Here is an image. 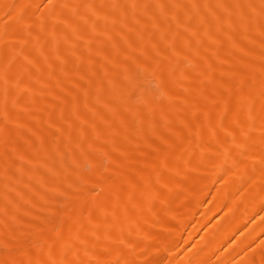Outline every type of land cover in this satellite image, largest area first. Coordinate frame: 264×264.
Returning <instances> with one entry per match:
<instances>
[{
	"label": "bare ground",
	"instance_id": "obj_1",
	"mask_svg": "<svg viewBox=\"0 0 264 264\" xmlns=\"http://www.w3.org/2000/svg\"><path fill=\"white\" fill-rule=\"evenodd\" d=\"M0 264H264V0H0Z\"/></svg>",
	"mask_w": 264,
	"mask_h": 264
},
{
	"label": "rangeland",
	"instance_id": "obj_2",
	"mask_svg": "<svg viewBox=\"0 0 264 264\" xmlns=\"http://www.w3.org/2000/svg\"><path fill=\"white\" fill-rule=\"evenodd\" d=\"M1 248V247H0Z\"/></svg>",
	"mask_w": 264,
	"mask_h": 264
}]
</instances>
